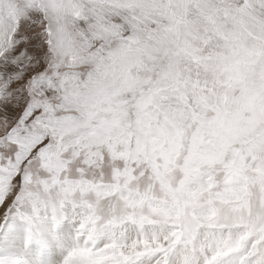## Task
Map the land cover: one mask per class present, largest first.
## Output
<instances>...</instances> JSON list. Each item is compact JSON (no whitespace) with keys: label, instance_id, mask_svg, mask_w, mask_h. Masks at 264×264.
Instances as JSON below:
<instances>
[{"label":"snow or ice","instance_id":"snow-or-ice-1","mask_svg":"<svg viewBox=\"0 0 264 264\" xmlns=\"http://www.w3.org/2000/svg\"><path fill=\"white\" fill-rule=\"evenodd\" d=\"M0 264H264V0H0Z\"/></svg>","mask_w":264,"mask_h":264}]
</instances>
